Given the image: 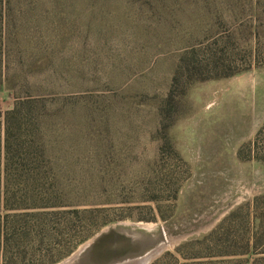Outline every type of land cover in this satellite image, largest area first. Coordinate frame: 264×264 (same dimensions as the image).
Masks as SVG:
<instances>
[{"label": "rangeland", "instance_id": "374dc122", "mask_svg": "<svg viewBox=\"0 0 264 264\" xmlns=\"http://www.w3.org/2000/svg\"><path fill=\"white\" fill-rule=\"evenodd\" d=\"M3 75L0 172L3 113L33 98L19 154L113 220L54 264H153L234 211L237 240L264 225V0H0Z\"/></svg>", "mask_w": 264, "mask_h": 264}, {"label": "trees", "instance_id": "16d2710c", "mask_svg": "<svg viewBox=\"0 0 264 264\" xmlns=\"http://www.w3.org/2000/svg\"><path fill=\"white\" fill-rule=\"evenodd\" d=\"M7 80L9 77L3 75L0 91L7 88L5 87ZM203 80H191L186 86L191 87ZM8 88L11 89V87ZM187 91L186 87L184 96L188 93ZM172 95L173 93L169 101ZM36 102L33 98L18 97L13 107L3 113L6 125V164L3 173L0 172V264L57 263L71 255L97 231L113 221L104 218L101 215L103 211L89 201L68 202L69 197L71 201L72 196L78 194L65 191L63 186L67 180L63 173L50 174L46 172L48 170L38 171L37 168L30 167L22 153L19 154L24 141L13 128L29 118L27 115L30 112L23 114L22 108L33 106ZM164 111L165 109L162 108L163 115ZM0 116H2L1 112ZM255 143L257 144V140ZM167 144L172 148L170 139L167 140ZM32 160L36 162L37 158ZM236 213V211L232 212L208 235L190 239L180 245L176 253H166L153 264H163L166 258L176 256L183 257L187 261L185 264H190L188 262L194 258L197 261L202 251L209 248L208 250L212 252L216 244L221 245L219 236L221 230H224L226 234L223 237L222 250L217 255L206 253L204 258L207 260L199 263L217 264L214 261L216 258L220 263L236 261L237 264H253L257 262L256 233L264 232V225L261 222L260 228H257L255 233L249 216L243 222V228L239 229L243 234L241 233L237 240V235H234L235 230L225 227ZM258 220L261 221V218L255 216L254 221ZM191 250L198 252L191 254Z\"/></svg>", "mask_w": 264, "mask_h": 264}, {"label": "water", "instance_id": "95a60500", "mask_svg": "<svg viewBox=\"0 0 264 264\" xmlns=\"http://www.w3.org/2000/svg\"><path fill=\"white\" fill-rule=\"evenodd\" d=\"M87 245V244H86ZM85 247V246H84ZM81 249V248H80ZM78 250V251H81V250H83V249H81V250ZM78 251L74 254V256H73V258H75V257H77V253H78Z\"/></svg>", "mask_w": 264, "mask_h": 264}]
</instances>
